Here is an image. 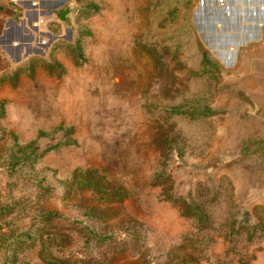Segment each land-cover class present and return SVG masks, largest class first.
<instances>
[{
  "label": "rangeland",
  "instance_id": "1",
  "mask_svg": "<svg viewBox=\"0 0 264 264\" xmlns=\"http://www.w3.org/2000/svg\"><path fill=\"white\" fill-rule=\"evenodd\" d=\"M202 1L63 0L0 43V264H264V40Z\"/></svg>",
  "mask_w": 264,
  "mask_h": 264
},
{
  "label": "crops",
  "instance_id": "2",
  "mask_svg": "<svg viewBox=\"0 0 264 264\" xmlns=\"http://www.w3.org/2000/svg\"><path fill=\"white\" fill-rule=\"evenodd\" d=\"M62 1L63 0H19L18 4H14L9 0H0V43L2 45H11L14 39L17 38L18 40L19 38L22 40L23 37L26 42L31 43L34 39L33 32H38V30L40 31L41 29L39 23L40 18L52 15L51 12H40L39 5L40 7L46 4H55L58 6V3L59 5L63 4ZM202 2L204 4L202 8H206V11H210V9L212 11H223V13L230 11V13H228V16H230L229 19L233 18L230 19V24H234L238 29L243 28L242 30H245L248 26L258 27L261 34L260 36L262 40H264V0H203ZM230 3L236 5L231 7ZM205 5H208V8L205 7ZM201 11L204 10L202 9ZM219 31L218 27V34H220ZM244 32L245 31H242L241 34ZM227 34L228 33L223 32L224 36ZM6 37L8 39H6ZM28 43H26V46H30ZM260 47H262V51L264 52V42ZM22 50L23 47L20 48V52H22ZM259 62L264 65V56L261 55Z\"/></svg>",
  "mask_w": 264,
  "mask_h": 264
},
{
  "label": "trees",
  "instance_id": "3",
  "mask_svg": "<svg viewBox=\"0 0 264 264\" xmlns=\"http://www.w3.org/2000/svg\"><path fill=\"white\" fill-rule=\"evenodd\" d=\"M95 5V4H94ZM90 6L88 9H85V12L87 11L88 14L85 16V18H90L92 17L94 14H97L99 11H100V7L99 6ZM89 12H92L91 14ZM79 43H77L76 45L77 46H71L69 48V51L72 53V54H77L78 57H80L82 59V54H79L78 52L81 51V48L80 46L78 45ZM46 67L47 68H50L51 71H52V67L51 65L49 64H46ZM31 72L29 73V76L30 77H33L34 76V69L30 68ZM22 66L18 69V70H13V75H14V78H13V81L15 82V84L17 83V81L19 80V77L22 73ZM10 71V70H9ZM9 71H7L6 73H8ZM4 73V74H6ZM4 76V75H3ZM2 76V77H3ZM1 78V77H0ZM4 81V78L1 80V82ZM263 135H260L259 137H253L249 140H247L244 144V147L242 148L243 149V156H247L248 158H254V157H257V158H263L264 159V137H262ZM32 147H26V148H18V152L20 154V157L18 159H16V163H15V166H17L19 164V160L22 159V157H24L21 161H25L27 163V161H32V164L35 163L37 161V159L40 157V156H43V153L42 154H39L40 153V149L39 147H33V149H30ZM33 150V151H32ZM88 178H92L94 179L93 176H95V172L94 171H88L86 174H85ZM172 197L169 196L168 198V201L171 200ZM188 213V214H187ZM186 215H189L190 217L193 216V211H192V208L187 205V210L185 212ZM55 214H48L47 218V224L45 222V225H46V228L47 227H54L52 224H51V221L53 220ZM46 221V220H45ZM20 242V239L19 238H16L14 240V243L16 244V250L18 249H21V247L19 248L18 247V243ZM12 244H10V246L7 249V252L11 250Z\"/></svg>",
  "mask_w": 264,
  "mask_h": 264
},
{
  "label": "water",
  "instance_id": "4",
  "mask_svg": "<svg viewBox=\"0 0 264 264\" xmlns=\"http://www.w3.org/2000/svg\"><path fill=\"white\" fill-rule=\"evenodd\" d=\"M74 11L71 9V7H67L63 12L62 14L60 15L59 17V21L61 23H65V24H68L71 22L70 20V16L72 15Z\"/></svg>",
  "mask_w": 264,
  "mask_h": 264
},
{
  "label": "built area",
  "instance_id": "5",
  "mask_svg": "<svg viewBox=\"0 0 264 264\" xmlns=\"http://www.w3.org/2000/svg\"><path fill=\"white\" fill-rule=\"evenodd\" d=\"M13 3H19V0H11Z\"/></svg>",
  "mask_w": 264,
  "mask_h": 264
}]
</instances>
